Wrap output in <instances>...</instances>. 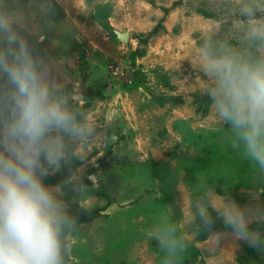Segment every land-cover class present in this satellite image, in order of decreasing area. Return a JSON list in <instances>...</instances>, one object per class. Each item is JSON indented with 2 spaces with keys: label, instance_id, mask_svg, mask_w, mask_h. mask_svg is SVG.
Returning a JSON list of instances; mask_svg holds the SVG:
<instances>
[{
  "label": "rangeland",
  "instance_id": "rangeland-1",
  "mask_svg": "<svg viewBox=\"0 0 264 264\" xmlns=\"http://www.w3.org/2000/svg\"><path fill=\"white\" fill-rule=\"evenodd\" d=\"M260 23L264 0H0V24L26 43L50 89L81 117L76 123L94 127L87 137L71 134L74 198L96 213L69 231L66 264H162L148 235L162 216L187 242L180 264H264V249L228 229H202L195 210L212 191L252 209L249 223L264 220V172L212 110L198 59L206 40L264 54L249 31ZM0 119H9L2 106ZM51 130L62 159L59 167L43 161L49 174L65 159ZM50 186L66 203L62 188Z\"/></svg>",
  "mask_w": 264,
  "mask_h": 264
},
{
  "label": "clouds",
  "instance_id": "clouds-1",
  "mask_svg": "<svg viewBox=\"0 0 264 264\" xmlns=\"http://www.w3.org/2000/svg\"><path fill=\"white\" fill-rule=\"evenodd\" d=\"M248 14L251 11L246 9ZM251 38L264 42V23L250 28ZM0 106L8 120L0 119V264H66V233L77 218L47 184L49 167H59V141L47 133L61 129L79 137L93 134L91 125H78L63 98L42 78L26 43L14 29L0 24ZM199 67L210 78L204 92L219 121L229 126L234 146L253 166L264 172V54L249 57L237 50L205 41L198 53ZM89 180L96 182L95 176ZM200 227L211 229L217 219L238 240L264 249V234L249 223L253 210L234 198L208 191L195 201ZM148 235L163 252L162 264H180L187 242L179 225L162 216Z\"/></svg>",
  "mask_w": 264,
  "mask_h": 264
},
{
  "label": "trees",
  "instance_id": "trees-1",
  "mask_svg": "<svg viewBox=\"0 0 264 264\" xmlns=\"http://www.w3.org/2000/svg\"><path fill=\"white\" fill-rule=\"evenodd\" d=\"M84 76L87 77V74L85 73ZM3 90H6V77L0 79V91H3ZM89 93L92 96H97V97H101V98H104V96H105L103 91L99 88H97V89L90 88ZM194 95H196V94H194ZM170 99L181 103L182 99H184V98L181 96H173ZM197 99H199V98L196 96V100ZM2 108L7 110L4 107H2ZM75 117H76V121L81 118V117H79L77 112H75ZM49 136H51V137H58L59 136L61 138L62 144H63V149H64V154H65V159H64L62 167L58 171L51 173V174L47 175L46 177H44V180L49 185H59L62 188V190L66 194V203L70 206V211L72 212L73 216L77 218V222L88 221L89 219H91V217L96 212L94 210H88V209L82 207L80 205L79 201L74 198L75 182L71 180V177H72L75 169L77 168V166L79 164V159H78L77 155L75 154V144L71 140V134L66 133L61 129H58L57 131L51 130V132L49 133ZM250 226L254 230L255 229L264 230V220L253 221L250 223ZM212 228H214V229H227L223 225L222 220H220V219L216 220V223L214 224V226ZM68 234H69V232L66 233V236H65L66 245H67ZM65 259H66V263H67L69 261L68 251L66 253Z\"/></svg>",
  "mask_w": 264,
  "mask_h": 264
},
{
  "label": "water",
  "instance_id": "water-1",
  "mask_svg": "<svg viewBox=\"0 0 264 264\" xmlns=\"http://www.w3.org/2000/svg\"><path fill=\"white\" fill-rule=\"evenodd\" d=\"M120 37L123 38V39H125V40L128 39V35H127V34H121V33H120Z\"/></svg>",
  "mask_w": 264,
  "mask_h": 264
}]
</instances>
